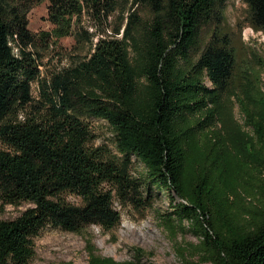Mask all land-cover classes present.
<instances>
[{"label":"trees","instance_id":"obj_1","mask_svg":"<svg viewBox=\"0 0 264 264\" xmlns=\"http://www.w3.org/2000/svg\"><path fill=\"white\" fill-rule=\"evenodd\" d=\"M41 1L0 0V206L29 204L0 218V264H27L46 226L110 229L115 200L147 208L161 190L182 264H264V62L237 68L228 0H46L51 28L34 32ZM241 1L264 32V0ZM231 95L254 133L236 157L215 126ZM86 249L85 264H136Z\"/></svg>","mask_w":264,"mask_h":264},{"label":"rangeland","instance_id":"obj_2","mask_svg":"<svg viewBox=\"0 0 264 264\" xmlns=\"http://www.w3.org/2000/svg\"><path fill=\"white\" fill-rule=\"evenodd\" d=\"M47 2L41 1L28 14V27L36 32L51 28L47 20ZM225 23L231 32L235 49L237 68L247 69L259 66V59L264 62V32L253 30L247 22V9L241 0H228L225 9ZM73 38L63 36L59 46L71 49ZM67 60H63L65 64ZM56 64L55 61L52 62ZM261 78L264 82V67ZM206 84H210L205 79ZM35 90V86H33ZM35 92V91H34ZM226 117L231 121H216V128L222 135H230L227 141L228 149L233 157L238 156L237 148L244 144L247 138L254 135L253 127L248 123L241 104L235 95L230 96ZM91 126L95 132L94 145L103 143L111 146L112 131L103 119L91 118ZM230 141V142H229ZM135 166H142L141 163ZM155 190L153 191V194ZM66 198L73 203L80 199L68 194ZM175 200L180 198L175 195ZM147 208H138L129 203L114 202V207L120 212V222L110 229L98 224H89L79 232L64 230L60 227L46 226L34 236L35 255L27 264H85L88 258L86 242L90 241L98 254L111 256L116 260H132L136 264H182L176 249L175 241L161 225L160 217L171 212L167 193L161 190L151 200ZM29 204L24 202L19 206H0V218L17 215ZM175 240L196 242V237L190 233H178ZM140 247L145 254L137 258L134 248Z\"/></svg>","mask_w":264,"mask_h":264}]
</instances>
